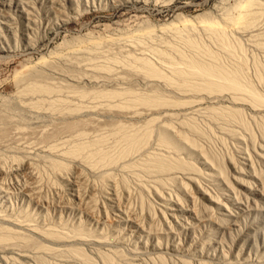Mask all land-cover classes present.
<instances>
[{"label": "rangeland", "instance_id": "374dc122", "mask_svg": "<svg viewBox=\"0 0 264 264\" xmlns=\"http://www.w3.org/2000/svg\"><path fill=\"white\" fill-rule=\"evenodd\" d=\"M0 2V113L30 127L24 90L47 82L92 94V120L131 112L109 137L45 143L43 118L20 141L45 151L0 146V210L51 232L0 264H264V0ZM92 136L98 157L69 153Z\"/></svg>", "mask_w": 264, "mask_h": 264}, {"label": "bare ground", "instance_id": "6f19581e", "mask_svg": "<svg viewBox=\"0 0 264 264\" xmlns=\"http://www.w3.org/2000/svg\"><path fill=\"white\" fill-rule=\"evenodd\" d=\"M0 3H2V2H0ZM8 26H10V25L8 24ZM4 36H5L4 34H2V35L0 34V39L3 38ZM47 83H45V84L42 83L44 85H42V84L41 85L40 84H35V85H31V86L27 87L24 90V92L27 93V95L29 96V98L25 99L21 103L22 104V107L24 106L23 108H25V106H27V107L32 108V111L33 110L35 111V114H34L31 110H29V112L31 111L33 113V115H32L31 112L29 113L28 110H27V117L29 115H32L33 116L32 121H31L32 123H30L31 124L30 127L27 124L28 122H26L27 119L25 120L24 123L21 122L22 124H24V125H21V126L22 127L24 126V128L29 129L28 132L31 135H35V136L40 137L39 134H41V133L38 132V127H39V124L41 123V121L43 120V118H49V121L51 119L52 120L51 121L52 124H53V120L55 119L54 120V123L55 124H53L54 127L52 129H50V128L47 129L48 131H46L45 133H43V135L41 134L42 137H43V138H41L42 142H45V143H48L49 142L50 143L52 141V143H53L57 139H59L58 137H60V135L63 134V133H66V134L67 133H70V136L72 134L73 137H75L77 134H79V136H81L83 134V136H85L84 138H86V136L89 137L93 133L98 134V132H100V131L102 132L104 129H105V132L108 129H109V131H111L110 133H109V131H107L108 132V137H109V134L111 135L112 132L116 131L115 128L117 127V124L111 123L110 120H108V121L105 120L106 121L105 122V121L102 120V118H105L106 119L108 117V119H110V118H112V115H114L117 118H119V117H127L128 118L131 115V112L130 113L129 112L127 113V111H123L121 107H120L121 109H115L114 110V107L115 106H112V102H111V104L108 103L109 105L106 104V106H108V107H105L104 104L103 105L101 104L100 107L103 110L101 109L102 111L99 114L98 113L96 114V117L97 118L94 117L95 119L92 120V119L87 118V117H93V115L95 114V112H93V115H92V113H90V111H92L93 109H96V108L99 109V106L97 104H95V102H97V101H95V102L93 101L94 103L90 101V99H93V95L92 94H86L87 91H84V90L83 91H80V92H75L72 89V87H69L68 86V88L71 89L70 91L68 90V92H70L73 95H71V94H68L67 95V94H64L65 92L63 93V90H65V91L67 90L66 89L67 86H65V88L61 89L62 86H61V88H58L60 86L57 85L58 86L57 87V86H55L56 84L55 85L54 84L46 85ZM80 87H83V86H80ZM60 89L62 91H60ZM78 89H81V88H78ZM68 92L66 91V93H68ZM111 92H113V91H110V93H108V94L106 92L105 94L108 95V96H110L111 95ZM117 92L118 91H115V94ZM122 93H123V91H122ZM122 93L120 94V92H119L117 94L118 97H116V95H115V98H119V95H122ZM112 94H113V97H114V92ZM91 95H92V97H91ZM104 95H102V96L104 97ZM106 95H105V97H106ZM74 100L79 101V103H77L76 105L72 104L71 102H73ZM107 100H106V102H107ZM110 105L113 108L109 107ZM119 105L120 104H118V106ZM5 108H8V107H5ZM42 108L44 109V111L46 110L45 108H47L48 111L51 110V112H49L50 114L47 111H45V113L47 112V114H44V113L42 114V112H40V111L43 110ZM76 108H79V110H75ZM36 110H39V112H37ZM10 112L11 111L9 110L8 111V114H6L7 112L4 114V111H2L0 113V146H3V147L6 146L7 147V145H9V147H11L10 145H13V146L16 145L17 148L20 151L21 150H22V152L25 151V153H31V151L32 150H35V149H42V150L45 151L46 147H48L49 144H47V145L45 144V145H42V146H40V144H39V146H40L39 147L38 144H36L35 142H21L20 141V140H22L21 137H20L21 136L20 134H22L23 131H25L24 128H21L20 123L18 122V121H20L22 119V117H20L21 115L20 116L17 115V117H20V119L17 118V117L14 119V120L19 119V120L16 121L19 124H16V122L12 121L13 116H12V118H10L11 115H12V113H11V115L9 114ZM24 112H26V110ZM78 112H86V114H83L82 116H80V115L77 116V114H80ZM28 113H29V115H28ZM25 115H26V113H25ZM55 115H56V117H55ZM99 115L101 116V118H98ZM132 116H133V113H132ZM14 117H15V114H14ZM84 117H86V118H84ZM56 119H59L60 122L59 121L56 122ZM22 121H24V119H22ZM46 121H47V119H46ZM91 122L93 123V125L90 124ZM25 124H27V126ZM36 124H37V126H34ZM49 124H51V123H49ZM58 124H61L62 127H60V125H59V127H57ZM81 125H83V126L86 125V126H84L85 129H83V131H82L83 126L81 128L80 127ZM87 125L92 126V127H89ZM115 125H116V127H115ZM112 126L115 127V128H113ZM77 127L79 128L78 130H77ZM86 127H88V128H86ZM89 128H91L90 129L92 131L91 133H90V130L89 131L88 130L87 131H84V130L89 129ZM75 130L78 133H76ZM79 130L82 131V132H80ZM75 133H76V135H74ZM103 133H104V131H103ZM100 134H102V133H99V135ZM99 135H97V136H99ZM104 136L106 137V135H103V136L101 135L99 137H102L103 139L109 141L107 138H104ZM78 137H75V138H77V140H78V139H80ZM99 137H97V139H96V136L94 138L92 136V140H90L91 137H90V139L88 138L90 141H88V139H87L88 142H86V140L83 141L84 140L83 139V140H81V143L77 142L79 144L72 145L73 150H71L72 149L71 147H70L71 149L69 148L71 150V152L69 151V149H68V151L72 155L82 156V154H84V152L86 150L88 152L90 149L94 148L93 149L94 152L92 151L91 153L94 154L95 153V150H96V154H94V155H97L99 153V151H101L102 146L104 147V145L106 144V142L101 143V144H103V145L100 146L101 148L99 146H97L98 144H100V141L101 142L103 141V139H99ZM74 139H73V141H74ZM70 141L72 142V140H70ZM42 142H40V143L43 144ZM66 142L67 141L63 142V145H65V144H67V145L69 144L70 145L71 144V142L70 143H68V142L66 143ZM96 146L98 147V149H97ZM74 147H76V148H74ZM95 147H96V149H95ZM104 148H106V147H104ZM85 154H86V152H85ZM85 154L83 155L84 157H85ZM88 154H86L87 160H88V157L89 156L92 159L94 155L93 154H90L88 156ZM91 155H93V156L91 157ZM97 157H98V155H97ZM99 157L102 158L101 153L99 154ZM19 160H20V157H19ZM24 170L28 174H32V176H34V172H35L34 163H32V162H30V163L25 162L23 164V168H22V165H19L18 166V169L16 171L17 172L20 171L19 173H21V171L24 172ZM8 173H9V171L7 172L4 167H1L0 168V179H1L2 176H3L2 179L5 178V175H8ZM5 180H6V178H5ZM4 181H1L0 180V194L2 196V197L0 196L1 198H7V196L9 197L8 194L12 191V190H10L11 188H8V184L6 182H4ZM5 184H7V186ZM21 190L24 193V195L28 196L30 199H35L36 198V195L34 193L35 191L33 190V188H31L29 186V184L22 183L21 184ZM11 195L12 196L14 195L13 192L11 193ZM34 195H35V198H34ZM9 198H12V197H9ZM13 200H14V198H13ZM1 202H3V201H1ZM1 204H3V203H1ZM1 204H0V206H1ZM13 207H14V204H13ZM5 208H4V210H0V257L2 259H4L6 262H8L7 259H6L8 257L5 254L15 253L16 251H15L14 248L20 247L21 244H22V243H19L20 241L24 240L23 241L24 243L26 241L27 242L28 241H33L34 242V241H37L39 238L43 239L41 237V235L43 233L51 234V232L48 231L49 228L47 229V228H45L43 226L41 227L38 224L35 225L33 223L32 219L29 220V218H31V217H29L28 215H27L28 218H26V214L24 215L25 217H23L22 214L25 213V212H23L22 214H19L18 212L15 211L18 214H13L14 212L12 210H11L12 213H10L11 211H9V212L7 211L6 212L5 211ZM43 240L46 241V242H50V241H47V239H45V238ZM40 241H42V240L39 239V242L37 241V243H42L43 242V241L42 242H40ZM29 243H32V242H29ZM34 243H36V242H34ZM21 247H23V245Z\"/></svg>", "mask_w": 264, "mask_h": 264}]
</instances>
